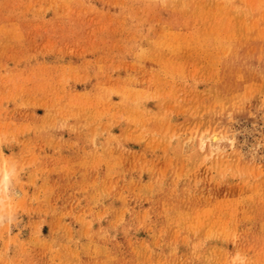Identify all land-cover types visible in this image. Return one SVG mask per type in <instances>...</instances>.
<instances>
[{
	"label": "rangeland",
	"instance_id": "1",
	"mask_svg": "<svg viewBox=\"0 0 264 264\" xmlns=\"http://www.w3.org/2000/svg\"><path fill=\"white\" fill-rule=\"evenodd\" d=\"M4 173L0 264H264V0H0Z\"/></svg>",
	"mask_w": 264,
	"mask_h": 264
},
{
	"label": "bare ground",
	"instance_id": "2",
	"mask_svg": "<svg viewBox=\"0 0 264 264\" xmlns=\"http://www.w3.org/2000/svg\"><path fill=\"white\" fill-rule=\"evenodd\" d=\"M207 136V135H206ZM203 137V136H202ZM217 138L215 137H211L210 140L212 142H215ZM206 138H202L201 140V144L203 147H205V143H206ZM195 141V140H194ZM218 141V139H217ZM197 145V144H196ZM212 145V144H211ZM212 147V146H211ZM208 149V148H207ZM200 150V149H199ZM201 152V151H200ZM5 174V173H4ZM3 178H2V181H0V209H3L4 208V204L3 202L5 201V197H9L10 196V185H11V177L9 174H5V175H1ZM1 178V177H0ZM5 219L4 215L0 213V222Z\"/></svg>",
	"mask_w": 264,
	"mask_h": 264
}]
</instances>
